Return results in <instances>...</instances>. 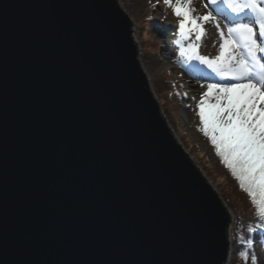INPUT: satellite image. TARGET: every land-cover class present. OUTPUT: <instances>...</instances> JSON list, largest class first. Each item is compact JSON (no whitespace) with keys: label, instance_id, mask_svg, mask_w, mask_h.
Listing matches in <instances>:
<instances>
[{"label":"water","instance_id":"water-1","mask_svg":"<svg viewBox=\"0 0 264 264\" xmlns=\"http://www.w3.org/2000/svg\"><path fill=\"white\" fill-rule=\"evenodd\" d=\"M131 25L118 0H0V264H225L230 212Z\"/></svg>","mask_w":264,"mask_h":264},{"label":"rangeland","instance_id":"rangeland-1","mask_svg":"<svg viewBox=\"0 0 264 264\" xmlns=\"http://www.w3.org/2000/svg\"><path fill=\"white\" fill-rule=\"evenodd\" d=\"M118 2L132 20V35L137 45L138 58L140 63L144 64V71L152 78L149 84L153 93L155 92L154 95L164 118L178 142L192 156L228 207L231 215L228 228L230 247L225 264H235L237 255L234 223L237 220L236 208H239V204L236 202L238 199H234L231 185L236 190V181L234 182L235 179L232 178L234 176L232 169L225 164L223 157L211 142V138L203 131L204 125L201 123L200 109L197 106L202 94L207 91L208 84L231 83L232 78L230 76L221 78L206 65L198 61H187L184 54L189 44L198 43L200 55L210 59L219 56L220 46L223 43L220 31L225 33L226 39L229 26L227 19L222 14L217 15L213 12L216 20H198L204 32L201 39L196 41V31H191L184 36L180 34L178 24L183 17L177 16L173 7L165 4L164 0H118ZM205 4L206 0H191V3L185 7L192 9L190 13L192 17H202L212 12V8L206 7ZM222 7L227 9V6L222 5ZM227 10L230 11V9ZM217 23L220 29H217ZM172 41L175 43L170 47L169 43ZM232 54L238 58L240 49H233ZM227 55L228 53L225 54L226 58ZM177 58H181L184 63L192 64L191 68H194L197 73L193 74L190 68L187 70L185 64H181ZM234 64L235 61H233ZM216 95L217 91L213 89L210 96L205 99L209 104H214ZM226 102L224 99L221 100V104ZM210 111L211 109L205 105L206 117ZM251 221L260 224L264 223V218L253 216ZM253 244L254 253L251 256L257 257L256 264H264V246L259 244L258 239H255ZM251 256L246 257L247 264H252Z\"/></svg>","mask_w":264,"mask_h":264},{"label":"snow or ice","instance_id":"snow-or-ice-1","mask_svg":"<svg viewBox=\"0 0 264 264\" xmlns=\"http://www.w3.org/2000/svg\"><path fill=\"white\" fill-rule=\"evenodd\" d=\"M164 3L173 7L177 16L183 17L179 20L180 34L184 36L196 31V41L204 32L198 20H216L213 12L227 19L226 39L225 33L220 31L223 43L219 56L210 59L200 55L198 43L189 44L184 54L187 61H198L221 78H232L231 83L207 85V91L197 105L199 116L203 131L210 135L225 164L252 197L257 216L264 218V0H206L205 6L211 7L212 12L202 17L190 15L192 9L185 5L191 0H175V3L164 0ZM216 27L220 29L219 23ZM235 48L240 49L238 58L232 54ZM213 89L217 91L216 102L209 104L205 98ZM222 99L227 102L221 104ZM205 105L211 109L207 117ZM258 227L264 229V223ZM241 255L246 254L241 252ZM256 260L257 257L252 255V264H256Z\"/></svg>","mask_w":264,"mask_h":264},{"label":"trees","instance_id":"trees-1","mask_svg":"<svg viewBox=\"0 0 264 264\" xmlns=\"http://www.w3.org/2000/svg\"><path fill=\"white\" fill-rule=\"evenodd\" d=\"M179 27V24H178ZM175 42L172 41L169 43L171 47ZM168 45V44H167ZM180 46V43L178 44ZM181 64H185V68L188 70L190 68L192 73H197L196 70L192 67V64H187L181 58H177ZM190 65V66H189ZM210 137V135H209ZM232 175V174H231ZM235 176V175H234ZM234 178V182L236 181V190L232 187L233 190L232 198L238 199L236 202L239 204V208L237 209V220L235 221L234 225V243H235V251H236V261L235 264H245V260L247 261V256H251L253 254V243L255 239H258L259 244L264 246V229L258 227V223L251 221L253 216H257L256 210L257 206L253 203L252 197L249 195L246 188L241 187L239 179L236 177ZM233 184V183H232ZM240 201V202H239ZM241 203V204H240ZM249 229H255V231H249ZM241 252H244L246 255L242 256ZM247 257V258H246ZM247 264V263H246Z\"/></svg>","mask_w":264,"mask_h":264},{"label":"bare ground","instance_id":"bare-ground-1","mask_svg":"<svg viewBox=\"0 0 264 264\" xmlns=\"http://www.w3.org/2000/svg\"><path fill=\"white\" fill-rule=\"evenodd\" d=\"M141 66H142V68L145 70V67H144V64H143V63L141 64ZM146 75H147L148 81L151 83L152 78L150 77V74L148 75V74L146 73ZM154 93H155V92H154ZM175 137H176V136H175Z\"/></svg>","mask_w":264,"mask_h":264}]
</instances>
